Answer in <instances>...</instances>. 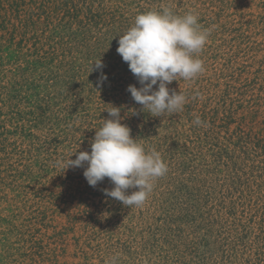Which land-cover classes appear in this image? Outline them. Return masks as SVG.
I'll list each match as a JSON object with an SVG mask.
<instances>
[{
    "label": "rangeland",
    "instance_id": "rangeland-1",
    "mask_svg": "<svg viewBox=\"0 0 264 264\" xmlns=\"http://www.w3.org/2000/svg\"><path fill=\"white\" fill-rule=\"evenodd\" d=\"M165 7L180 15L190 10L199 13V23L210 30V36L199 54L205 71L192 80L178 78L168 85L186 95L183 111L153 117L144 109L143 123L135 122L139 128L144 126L147 137L141 143L145 148L163 147L170 173L168 183L161 181L164 176L156 180L141 207L130 208L106 197L103 190L114 187L108 178L92 187L83 175L84 168L65 169L58 163H66L76 151H91L95 135L91 126L100 119L95 113L103 102L102 95H93L83 106V97L89 94L67 95L69 78L55 83L46 76L50 67L27 65L36 62L33 40L22 48L13 47L16 54L4 49L9 33L4 34L6 43H0V264H106L113 256L116 264L258 261L252 247L254 237L247 248H229L228 242H220L215 235L207 238L202 232L195 245L194 224L185 218L190 214L193 222L194 184L207 179L200 171L204 170L202 164L216 168L224 179L232 174L231 168L219 166L218 162L226 159L216 154V146L239 156L236 146L241 136L264 141V0H90L83 5L84 10L101 17L102 22L88 42L98 49L96 54L106 48L115 58L109 60L112 66L107 69L112 75L126 68L115 65L127 64L117 50L113 53V29L121 26L127 31L137 14ZM86 12H73L66 18L63 13L55 17V13L54 19L68 25L61 34L74 33L80 27L75 20L86 19ZM15 25L16 31L8 28V32L18 34L15 43L21 35L31 38L34 34L25 33L20 22ZM61 43L60 38L50 40L51 47L45 49L57 58L50 64L55 69L60 62L67 66L74 57L64 55ZM75 56L80 58L81 54ZM98 56L96 61L101 59ZM83 68L79 77L90 83L89 91L91 83L98 82L95 87L99 89V78L105 75L101 71L106 67H94L89 74V67ZM127 74L124 80L132 76ZM73 94L80 91L75 89ZM72 102H82L81 109H71ZM201 111L209 113L207 127L199 126L195 133L193 121ZM65 112L74 114L68 122H63ZM59 114L63 116L56 119ZM66 134L76 136V140L65 138ZM194 145L204 148V162L194 159ZM188 153L191 162L185 159ZM75 158L74 154L71 159ZM174 160L184 163L170 165Z\"/></svg>",
    "mask_w": 264,
    "mask_h": 264
},
{
    "label": "trees",
    "instance_id": "trees-1",
    "mask_svg": "<svg viewBox=\"0 0 264 264\" xmlns=\"http://www.w3.org/2000/svg\"><path fill=\"white\" fill-rule=\"evenodd\" d=\"M89 1L90 0H29L27 2V0H0V33L3 34L0 35V43H6L4 34L9 33V43L4 49H7V52L12 50L14 53L18 54L13 47L22 48L24 45H29L33 40L34 44L32 46L34 54L32 53V57L36 55V62L27 64L28 66L35 68H38V66L50 67L46 76L51 78V80L55 79V83H58L57 81L59 80L63 81L64 78H69L65 87L67 95L70 94L74 97H79L88 92V98L83 97L85 101L83 106L88 105L93 95H102L103 102L99 104V108H97L98 112L95 113L100 119L96 125L91 126L95 127L93 133L102 127L104 119L110 118L106 109H111L112 106H116L121 109L120 115L123 118L122 122L131 129L132 137L136 138L138 142H141L142 139L147 137L145 135L146 132L145 129L143 130L144 126L139 128L135 122L139 120L143 123L142 114H144V111L141 110L142 106L136 103L131 97L130 92L127 91L129 85H135L138 88L141 85L132 74L127 64L115 65V67L126 68H122L118 74L112 75L107 69L112 66L109 60H115V58H111L110 55H108L107 52L109 50L107 51L106 48L105 50L104 48L100 49V53L96 54L98 49L94 48L90 45V42H88L89 37H92L91 32L102 22L101 17L89 15L84 10L83 5L89 3ZM87 6H89V4L86 5V7ZM73 12L78 15L86 12V19L75 20L76 24L80 27L74 33L72 32L67 36L61 34L63 32H61V30L68 29L67 22L59 21V18H57L58 20L54 18L61 13H63L66 18L67 15ZM55 13H57L56 16ZM19 22L23 24L22 27L24 28L23 30H26L25 33L34 32V34L31 38H28L29 34L24 33V36L21 35L22 39L20 42L15 43L18 36L15 32L17 28L15 24ZM9 26L13 29L15 28V31L8 32ZM52 27H54V31ZM113 30V38L115 39V49L113 53H115V50L118 48L119 36L123 35L126 30L121 26ZM49 33H51V35L47 36ZM58 38L62 41L61 48L64 50V55L66 56L68 54V56L73 55L74 57L72 56L73 60L67 66L63 62H60L59 66L55 69L51 65L57 58L54 56L52 57V54H48L45 49L50 46V40ZM96 45L98 46L97 40H95V46ZM75 49V54H73ZM77 54H81V57L75 56ZM97 55H100L98 57L101 58L103 65L106 67V70L101 72L107 76V79L104 80L103 77L99 78V80L102 81V85L99 89L95 87L98 85V82L94 83L95 85L91 83L93 89H91L92 92H90V89H88L90 83L79 77V74L84 71L83 67H89L88 69L90 70L87 73H90L91 66L93 62H96ZM10 57L13 58L14 55ZM94 67L93 64V68ZM127 71L130 72L132 76L124 80V78L128 76ZM75 89L80 91L79 95L73 94ZM81 106L82 102H72L71 109H81ZM70 113L71 112H65L63 114L66 117V120L63 122L71 120L70 117L74 114L70 115ZM205 114L206 113L201 111L197 116H199L202 121L206 122L209 119V113ZM63 115H57L56 119L61 118ZM203 115L205 116L203 117ZM20 129H23V125ZM194 130L195 133L197 130H200L199 126H196ZM209 132L210 135L208 139L211 140L213 133L211 130H209ZM68 137H71L73 141L76 140V136L66 134L65 138L68 139ZM93 139L94 137L91 138V140ZM239 139L238 145L236 146V151L239 150V156H233L232 154L224 152L226 148H219L220 146H216V148H218L216 154L220 153L222 160L226 159V161L222 163L218 162V164L223 168H231L232 174H229L230 176L224 179L223 173L219 174L216 168H205L204 166H206V164L201 165L204 170L200 171L206 173L207 179L194 184V220L192 222V215L190 214L185 220L186 222L194 224L195 245L203 233H205L204 235L207 238L214 237L215 235L217 236L215 238L220 240V242H228L229 248H234L239 245L243 248H247L248 242L254 237L255 242H253L252 247L256 249V255L258 256L256 257L255 255L256 259H258V263L256 262V264H261L264 261V141L246 136H241ZM151 148L159 151L161 155L164 153L162 146H149V149ZM147 149L148 148H146V150ZM190 155L191 154L188 153L186 158L184 157L188 162H191L189 160L191 159L189 158ZM213 157L215 156L213 155ZM204 158H206L204 148L194 145V159L202 160ZM162 159L166 164H169L163 155ZM196 160H194V164ZM202 161L204 162L205 160ZM180 162L184 163V160L171 161L170 165ZM258 172L260 173L258 174ZM169 175L170 173L168 170L161 181L168 183L167 179ZM251 225H255V227ZM255 230H258V233H256ZM200 244H202V242Z\"/></svg>",
    "mask_w": 264,
    "mask_h": 264
},
{
    "label": "clouds",
    "instance_id": "clouds-1",
    "mask_svg": "<svg viewBox=\"0 0 264 264\" xmlns=\"http://www.w3.org/2000/svg\"><path fill=\"white\" fill-rule=\"evenodd\" d=\"M209 36L210 30L202 28L199 13L194 10L180 15L165 7L136 15L133 26L119 36L117 53L141 85L139 88L129 85L127 91L142 106V111L147 109L153 117L183 111L186 95L169 89L168 85L178 78L192 80L205 71L199 54ZM93 64L95 69L104 67L101 59ZM106 111L110 118L104 119L102 127L96 130L91 151L78 154L76 151L75 159H71L72 154L66 163H58L64 164L65 169L84 168L83 175L92 187L108 178L114 187L103 190L106 197L130 208L141 207L156 180L167 174L168 165L159 151L146 150L132 137L131 129L122 123L119 107L112 106ZM193 123L207 127L199 116ZM130 189L137 190L129 192ZM116 260L113 256L106 264H116Z\"/></svg>",
    "mask_w": 264,
    "mask_h": 264
}]
</instances>
